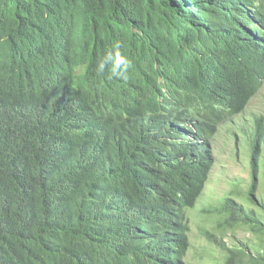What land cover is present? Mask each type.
Returning a JSON list of instances; mask_svg holds the SVG:
<instances>
[{
    "label": "trees",
    "instance_id": "trees-1",
    "mask_svg": "<svg viewBox=\"0 0 264 264\" xmlns=\"http://www.w3.org/2000/svg\"><path fill=\"white\" fill-rule=\"evenodd\" d=\"M71 1L0 0L33 47L17 83L0 77V264H188L212 139L264 85V0H94L104 33ZM247 135L254 208L205 212L264 246V115ZM205 235L223 264H264Z\"/></svg>",
    "mask_w": 264,
    "mask_h": 264
},
{
    "label": "rangeland",
    "instance_id": "rangeland-1",
    "mask_svg": "<svg viewBox=\"0 0 264 264\" xmlns=\"http://www.w3.org/2000/svg\"><path fill=\"white\" fill-rule=\"evenodd\" d=\"M258 115H264V85L251 99L246 110L222 123L212 139L215 164L196 207L188 211L191 222L188 264H223L225 261L226 253L209 242L205 235L207 231L223 237L229 246L245 247L248 251L255 253L264 249L261 244L262 238L257 237V233L252 230L251 226L221 228L219 223L222 217L219 218L215 214L210 216L205 212L207 208H215L224 204L228 197L235 198L245 207L254 206L247 197L251 184L249 168L251 146L247 134L252 131L254 118ZM256 195L264 203L263 170L259 175ZM255 209L260 217L264 218V208L258 206Z\"/></svg>",
    "mask_w": 264,
    "mask_h": 264
},
{
    "label": "clouds",
    "instance_id": "clouds-1",
    "mask_svg": "<svg viewBox=\"0 0 264 264\" xmlns=\"http://www.w3.org/2000/svg\"><path fill=\"white\" fill-rule=\"evenodd\" d=\"M71 7L73 10L80 9L82 11L83 20L92 21L89 26L90 29L104 33V30L110 26L108 13L97 9L94 5V0H72ZM69 20H74V18L70 17ZM80 23L81 21L79 20V25ZM27 34V22L19 15L7 17L0 23V61L3 63L0 68V77L11 84H15L20 80L19 75L23 74L28 63L27 57L33 49L28 43ZM51 35L53 33H49L44 37L40 47L45 45V39ZM68 43L73 49H77L81 44L77 40V35H74ZM116 65L124 68L128 67L124 64ZM78 71H81V69Z\"/></svg>",
    "mask_w": 264,
    "mask_h": 264
}]
</instances>
